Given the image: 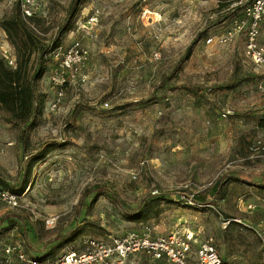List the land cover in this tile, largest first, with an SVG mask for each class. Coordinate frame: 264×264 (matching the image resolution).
Instances as JSON below:
<instances>
[{"label": "rangeland", "instance_id": "374dc122", "mask_svg": "<svg viewBox=\"0 0 264 264\" xmlns=\"http://www.w3.org/2000/svg\"><path fill=\"white\" fill-rule=\"evenodd\" d=\"M70 1L38 0V18L27 24L46 44L65 25L59 46L78 42L88 61L59 95L51 80L62 71L59 60L52 52L44 57L33 125L16 124L0 109V187L26 183L19 205L0 213L17 221L0 222V264L8 243L29 256L56 257L87 250L91 239L104 244L129 232L176 230L211 237L227 258L225 240L237 251L241 239L250 255L233 261L264 264V152L249 151L264 134V67L244 48V3L85 0L64 23ZM10 10L9 0H0V20ZM4 34L0 26V57L3 49L15 56ZM197 36L190 57L168 78ZM259 38L264 44V20ZM36 56L23 76L37 66ZM214 190L209 203L187 198L203 192L210 199ZM149 193L155 200L138 211ZM91 264L172 263L139 250Z\"/></svg>", "mask_w": 264, "mask_h": 264}, {"label": "built area", "instance_id": "2783aa9c", "mask_svg": "<svg viewBox=\"0 0 264 264\" xmlns=\"http://www.w3.org/2000/svg\"><path fill=\"white\" fill-rule=\"evenodd\" d=\"M16 1L20 3L24 17L37 14L38 0H9V3L13 4ZM241 2L244 3V12L248 19L244 42L245 51L255 65L264 67V44L259 38L260 24L264 20V0H241ZM94 20L90 18V21L94 22ZM240 23L234 26L233 33L245 25L244 21ZM51 54L59 60V66L62 69L60 73H54L51 76L60 95L63 86L73 82L80 66L88 61V51L75 41L65 47H56ZM2 58L8 66L15 65V56L10 55L7 49H3ZM260 87L264 90V77L260 81ZM249 151L252 154L264 152V134L249 145ZM19 198V194L0 187V213L2 209L17 207L20 202ZM139 250L153 259H165L172 264H238L223 257L211 237L202 239L199 233L189 230H176L164 236L154 237L145 232H129L104 244L91 239L85 251L79 252L73 249L44 260L33 259L19 246L17 247V244L8 243L3 250L2 264H91L101 256L109 257L114 254L118 259H124Z\"/></svg>", "mask_w": 264, "mask_h": 264}, {"label": "trees", "instance_id": "16d2710c", "mask_svg": "<svg viewBox=\"0 0 264 264\" xmlns=\"http://www.w3.org/2000/svg\"><path fill=\"white\" fill-rule=\"evenodd\" d=\"M85 0H71L67 8V15L64 23L70 22V20L76 15L80 5ZM38 17L36 15L32 17H24L21 12L20 3L18 1L11 4V10L8 14H5L0 20V26L6 35L7 40L13 46L15 51V65L13 67L8 66L3 58L0 57V109L16 124H27L33 125L32 118L36 112H40L39 109L36 111V93H35V82L42 76L44 71V57L50 55L53 49L59 46L58 35L64 30V27H58L59 31L54 35L53 41L50 44H46L43 40L39 39L35 32L34 26H30L27 22H32ZM66 29L68 27H65ZM203 33V31L201 32ZM200 33V34H201ZM198 40V36L195 37L191 43L186 47L184 53L176 61L170 75L172 76L181 64L187 60L191 53L193 46ZM36 53V64L37 66L29 76V78L23 76L22 72L31 60L32 55ZM264 187V178L259 184ZM26 186V183L22 184L18 188L9 187V190L20 194ZM98 190L111 197L118 205L123 207L127 214L133 215L131 211L123 205V201L120 196L115 192L106 187L100 185ZM88 191H84L83 197L87 195ZM217 190L212 192L210 199H207L205 193H196L187 196L190 202L195 204L209 203L211 199L217 196ZM155 193L147 194L144 199L140 202L136 208L138 211L144 210V202L154 201ZM7 221L10 227L16 226L17 221L11 213H5L0 215V222ZM20 232L26 237L27 231L20 228ZM33 259L44 260L47 256H30Z\"/></svg>", "mask_w": 264, "mask_h": 264}, {"label": "bare ground", "instance_id": "6f19581e", "mask_svg": "<svg viewBox=\"0 0 264 264\" xmlns=\"http://www.w3.org/2000/svg\"><path fill=\"white\" fill-rule=\"evenodd\" d=\"M229 241L230 239H226L224 242V250L229 259L240 260L250 255L249 247L245 241L238 239L237 251L231 248Z\"/></svg>", "mask_w": 264, "mask_h": 264}, {"label": "crops", "instance_id": "0c3cea01", "mask_svg": "<svg viewBox=\"0 0 264 264\" xmlns=\"http://www.w3.org/2000/svg\"><path fill=\"white\" fill-rule=\"evenodd\" d=\"M4 33V32H3ZM5 35V34H4Z\"/></svg>", "mask_w": 264, "mask_h": 264}]
</instances>
